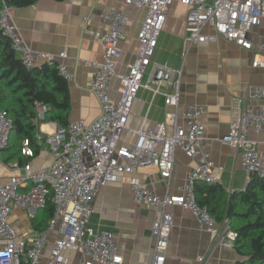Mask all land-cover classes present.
<instances>
[{
    "label": "built area",
    "instance_id": "1",
    "mask_svg": "<svg viewBox=\"0 0 264 264\" xmlns=\"http://www.w3.org/2000/svg\"><path fill=\"white\" fill-rule=\"evenodd\" d=\"M123 1L126 5L145 9L136 33L138 47L135 57L127 72L118 75L117 61L122 55L119 42L127 19L121 10L100 13V21L108 25L106 30L94 33L101 45L102 59L82 62L94 68L90 89L98 99L100 113L91 122L68 120L65 125L56 124L51 133L37 131L36 139L52 151L53 161L37 170L25 163L20 166L22 173L11 175L0 184V264H65L66 250L80 253L81 264H122L113 232L95 229L90 224L92 199L101 187L115 181L120 173H134L141 166L155 165L159 175L169 179L177 148L196 159V165L186 173L178 194L160 195L142 186L136 178L129 180L134 200L158 208L160 212L151 226L157 254L152 264H162L164 258L173 223L167 206L188 209L206 227L215 245L232 247L235 234L227 219L216 221L206 206L197 203L194 195L196 181L218 182L212 170L222 168L215 166L202 143L204 128L199 120L204 112L202 105L187 104L180 115L176 110H166L163 119L153 126L129 129L136 135L131 146L123 145L119 140L140 88L161 95L165 105H178L181 69L151 59L173 1L188 7L185 21L189 42L214 41L223 37L251 49L247 34L260 23L264 0ZM0 29L29 68L38 60L50 63L57 62L56 57L66 56L65 52L56 55L33 52L6 6L0 9ZM57 63L59 72L68 81L71 76L66 65ZM251 64L264 69V42L258 45ZM114 77L118 78L120 87L112 96L110 85ZM263 97L264 85H249L246 99L234 98L229 129L221 137L222 141L240 149L241 165L248 178L252 174L264 177V152L258 151L254 140L248 136L250 129L256 131L264 127V105L254 107L250 103L251 99ZM46 109V105L38 108L39 120L43 119ZM11 126V120L0 108V150L7 143ZM22 153L33 155L27 139L23 142ZM48 199L53 211L46 227L29 238H20L17 228L9 220L12 210L17 208L32 214L42 209ZM48 242L49 250L44 257ZM203 259L199 257L200 261Z\"/></svg>",
    "mask_w": 264,
    "mask_h": 264
},
{
    "label": "crops",
    "instance_id": "2",
    "mask_svg": "<svg viewBox=\"0 0 264 264\" xmlns=\"http://www.w3.org/2000/svg\"><path fill=\"white\" fill-rule=\"evenodd\" d=\"M110 9L123 11L127 19L119 42L122 55L116 67L118 75H121L127 72L137 52L136 33L145 9L126 5L123 0H36L27 6L8 8L12 21L33 52L55 55L65 52V57H56V60L66 65L71 76L68 80L69 120L91 122L100 113L98 99L90 89L94 68L82 62L101 61L102 49L94 33L108 28L107 23L100 21L99 15ZM187 11L186 5L178 1L171 3L151 57L154 62L181 69L177 107L165 105L161 95H153L150 90L140 88L119 142L133 145L136 135L129 129L153 126L163 119L166 110H176L180 115L187 104H200L204 107L199 117L204 128L202 143L215 166L222 167H214L212 173L229 194L244 189L248 174L241 165L240 149L222 141L221 137L229 129L232 100L246 99L249 85H264V69L251 64L258 45L264 42V15L260 23L249 30L247 37L252 48L246 49L223 37L214 41L189 42L185 21ZM41 63L38 60L33 66ZM110 87L111 95L117 94L120 87L118 78H113ZM250 103L254 107L263 106L264 97L251 99ZM55 126V122L40 120L37 130L51 133ZM248 136L254 140L257 150L264 152V127L256 131L250 129ZM53 159L52 151L42 145L26 163L32 170H37L49 165ZM195 165L196 159L177 148L169 179L162 178L155 165H145L134 173H120L115 181L100 188L92 199L90 224L95 229L113 232L122 264H152L157 255L151 226L159 217V209L134 200L129 180L136 178L142 186L160 195L178 194L186 173ZM20 166L17 161L5 163L0 159V184L9 176L22 173ZM166 209L172 215L173 223L162 264H236L243 259L233 247L215 245L206 227L188 209L178 205L167 206ZM9 220L23 239L37 234L48 223L42 209L31 214L14 208ZM65 256V264H81L80 253L66 250ZM200 256L204 258L202 261Z\"/></svg>",
    "mask_w": 264,
    "mask_h": 264
},
{
    "label": "trees",
    "instance_id": "3",
    "mask_svg": "<svg viewBox=\"0 0 264 264\" xmlns=\"http://www.w3.org/2000/svg\"><path fill=\"white\" fill-rule=\"evenodd\" d=\"M36 0H0V9L9 6H27ZM68 81L59 72L57 62H43L27 67L11 47L10 39L0 29V108L11 120L12 126L6 145L0 150V159L7 163H26L29 155L21 153L28 140L33 155L43 142L36 139L38 108L46 105L44 121L65 125L69 120L70 99ZM194 195L199 205L221 222L228 221L235 236L232 247L243 257L236 264H264V177L249 176L244 189L226 194L218 182L196 181ZM42 210L49 219L53 205L48 199Z\"/></svg>",
    "mask_w": 264,
    "mask_h": 264
},
{
    "label": "water",
    "instance_id": "4",
    "mask_svg": "<svg viewBox=\"0 0 264 264\" xmlns=\"http://www.w3.org/2000/svg\"><path fill=\"white\" fill-rule=\"evenodd\" d=\"M5 6H6V7H9V5H8L7 3L5 4ZM30 69H31V68H30Z\"/></svg>",
    "mask_w": 264,
    "mask_h": 264
},
{
    "label": "clouds",
    "instance_id": "5",
    "mask_svg": "<svg viewBox=\"0 0 264 264\" xmlns=\"http://www.w3.org/2000/svg\"><path fill=\"white\" fill-rule=\"evenodd\" d=\"M9 8V7H8Z\"/></svg>",
    "mask_w": 264,
    "mask_h": 264
}]
</instances>
